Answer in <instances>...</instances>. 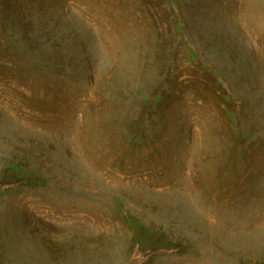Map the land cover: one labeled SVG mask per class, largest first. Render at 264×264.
Masks as SVG:
<instances>
[{
  "label": "rangeland",
  "instance_id": "obj_1",
  "mask_svg": "<svg viewBox=\"0 0 264 264\" xmlns=\"http://www.w3.org/2000/svg\"><path fill=\"white\" fill-rule=\"evenodd\" d=\"M0 264H264V0H0Z\"/></svg>",
  "mask_w": 264,
  "mask_h": 264
}]
</instances>
